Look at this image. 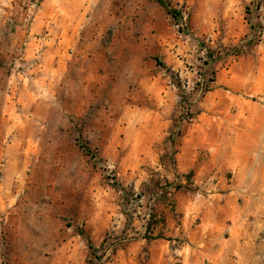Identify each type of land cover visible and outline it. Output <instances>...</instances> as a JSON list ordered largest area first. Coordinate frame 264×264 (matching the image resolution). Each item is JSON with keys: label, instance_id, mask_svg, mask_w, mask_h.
<instances>
[{"label": "rangeland", "instance_id": "obj_1", "mask_svg": "<svg viewBox=\"0 0 264 264\" xmlns=\"http://www.w3.org/2000/svg\"><path fill=\"white\" fill-rule=\"evenodd\" d=\"M158 1L0 0V264H135L183 144L264 166V0Z\"/></svg>", "mask_w": 264, "mask_h": 264}, {"label": "crops", "instance_id": "obj_2", "mask_svg": "<svg viewBox=\"0 0 264 264\" xmlns=\"http://www.w3.org/2000/svg\"><path fill=\"white\" fill-rule=\"evenodd\" d=\"M249 153L243 168L234 158L202 159L183 144L174 166L159 167L164 174L160 178L169 183L190 174L198 191L184 189L157 203L158 221L145 232L142 224L134 222L142 230L131 243L134 263L264 264V166Z\"/></svg>", "mask_w": 264, "mask_h": 264}, {"label": "built area", "instance_id": "obj_3", "mask_svg": "<svg viewBox=\"0 0 264 264\" xmlns=\"http://www.w3.org/2000/svg\"><path fill=\"white\" fill-rule=\"evenodd\" d=\"M181 185L184 187H192L194 186V181L191 176L186 175L181 177L180 179H174L173 182L161 184L158 188L155 195H151L149 197L139 196L136 200L138 204V209L144 211V215L141 216L142 219V228L144 232L146 231L147 224L149 223L152 215V206L156 200L164 198L166 200H171L173 194L177 191V186ZM137 196L135 195V198ZM134 232H137L134 230Z\"/></svg>", "mask_w": 264, "mask_h": 264}, {"label": "trees", "instance_id": "obj_4", "mask_svg": "<svg viewBox=\"0 0 264 264\" xmlns=\"http://www.w3.org/2000/svg\"><path fill=\"white\" fill-rule=\"evenodd\" d=\"M158 3H159L161 6H163L161 0H159ZM167 11H168V13H169L174 19H177V18L180 17V13H179V11H177V10H174V9H170V8H168ZM147 230H148V229H147Z\"/></svg>", "mask_w": 264, "mask_h": 264}]
</instances>
